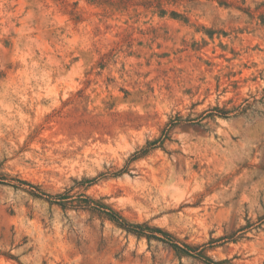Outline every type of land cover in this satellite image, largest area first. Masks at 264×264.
Returning <instances> with one entry per match:
<instances>
[{"label":"rangeland","instance_id":"374dc122","mask_svg":"<svg viewBox=\"0 0 264 264\" xmlns=\"http://www.w3.org/2000/svg\"><path fill=\"white\" fill-rule=\"evenodd\" d=\"M0 264H264V0H0Z\"/></svg>","mask_w":264,"mask_h":264},{"label":"trees","instance_id":"16d2710c","mask_svg":"<svg viewBox=\"0 0 264 264\" xmlns=\"http://www.w3.org/2000/svg\"><path fill=\"white\" fill-rule=\"evenodd\" d=\"M101 208L103 210L102 212H100L101 215L105 217L107 220L117 225L118 227L125 229L127 232L138 235V236H140L143 233L142 227L144 225H128L127 222H125V220H123V218H121L118 215V213L114 212L113 210H110L106 206H101Z\"/></svg>","mask_w":264,"mask_h":264}]
</instances>
